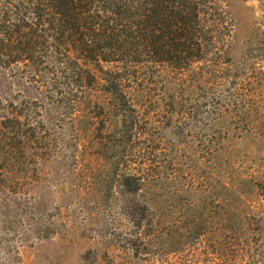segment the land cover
I'll use <instances>...</instances> for the list:
<instances>
[{"label": "rangeland", "instance_id": "obj_1", "mask_svg": "<svg viewBox=\"0 0 264 264\" xmlns=\"http://www.w3.org/2000/svg\"><path fill=\"white\" fill-rule=\"evenodd\" d=\"M203 7L183 75L130 61L109 112L49 50L0 64V264H264V0Z\"/></svg>", "mask_w": 264, "mask_h": 264}, {"label": "trees", "instance_id": "obj_2", "mask_svg": "<svg viewBox=\"0 0 264 264\" xmlns=\"http://www.w3.org/2000/svg\"><path fill=\"white\" fill-rule=\"evenodd\" d=\"M204 1L0 0V64L24 62L31 67L37 64L32 57L36 50H49L46 60L57 65L61 75L70 73L89 104L109 112L108 102L139 98L127 86L135 75L130 61L145 62V77L152 78L156 72L149 68L170 71L191 53L197 58L203 45ZM131 52L146 61L127 58ZM173 70L181 75L185 71ZM32 74L36 79V71ZM141 187L136 181L130 194ZM261 192L264 199V188ZM151 204L145 196L141 211Z\"/></svg>", "mask_w": 264, "mask_h": 264}]
</instances>
